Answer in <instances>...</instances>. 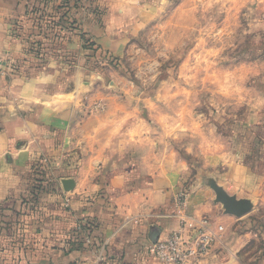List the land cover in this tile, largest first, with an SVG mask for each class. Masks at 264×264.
I'll list each match as a JSON object with an SVG mask.
<instances>
[{
  "label": "rangeland",
  "instance_id": "rangeland-1",
  "mask_svg": "<svg viewBox=\"0 0 264 264\" xmlns=\"http://www.w3.org/2000/svg\"><path fill=\"white\" fill-rule=\"evenodd\" d=\"M19 4L21 12L12 10L7 31L0 28V133L15 110L8 107V80L18 83L3 78L19 75L33 83L45 71L48 79L54 77L48 82L58 92L83 89L80 99L97 113L110 101L122 104L124 130L132 127L139 135L153 133L168 140L185 166V192L192 197L205 188L216 198L213 180L230 193L231 184L264 164V0ZM94 24L104 32L105 42H100ZM24 150L21 141H11L0 152V164L16 169L13 181H25L22 194L33 188L42 194L38 203L26 206L22 201L20 210L6 211L11 219L3 217L0 206V249L16 259L34 254L36 238L30 230L48 222L46 215L55 204L66 212L70 204L62 197L73 191L64 193L61 179L71 162L37 150L19 166ZM110 175L99 177L105 184ZM106 193L104 186L86 198ZM261 211L264 215V206ZM37 215L38 221H29ZM263 222L253 223L258 232L250 241L255 253H264ZM87 224L88 219L77 226L79 234Z\"/></svg>",
  "mask_w": 264,
  "mask_h": 264
},
{
  "label": "crops",
  "instance_id": "crops-1",
  "mask_svg": "<svg viewBox=\"0 0 264 264\" xmlns=\"http://www.w3.org/2000/svg\"><path fill=\"white\" fill-rule=\"evenodd\" d=\"M0 2V28L5 32L12 10H21L19 0ZM93 29L100 42H105L104 32L95 24ZM5 77L18 83L8 80V107L15 110L5 119V132L0 133L1 154L11 141H21L25 150L21 163L16 162L19 166L37 150L68 160L70 167L61 179L74 178L76 186L70 195L63 194L62 199L70 204L66 212L55 204L46 215L48 222L30 230L36 238L34 254L16 259L2 248L0 264H163L148 250L156 232L160 240L178 233L187 238L189 224L196 225L203 217L224 225L225 233L198 264H264V253H255L250 243L258 233L253 223L264 220V164L251 168L241 182L230 186L231 194L253 202V210L243 217L226 214L209 190L202 188L194 197L185 192V166L168 140L153 133L139 135L132 127L124 130L122 104L117 107V101H110L97 113L91 103L80 99L83 89L58 92L48 82L54 77L48 79L45 71L33 83L19 75ZM75 91L78 95L71 97ZM24 109L32 112L26 114ZM92 119L94 123L87 126ZM15 170L13 165L0 164V206L3 217L9 219L6 211L21 209L27 187L23 180L13 181ZM110 171L104 184L100 175ZM104 186L106 195L86 198ZM38 217H29V221ZM90 218L98 229L88 236L89 241H83L77 226Z\"/></svg>",
  "mask_w": 264,
  "mask_h": 264
},
{
  "label": "built area",
  "instance_id": "built-area-1",
  "mask_svg": "<svg viewBox=\"0 0 264 264\" xmlns=\"http://www.w3.org/2000/svg\"><path fill=\"white\" fill-rule=\"evenodd\" d=\"M189 229L187 238L174 234L151 243L148 250L163 264H198L225 233V226L215 225L209 217H203L196 225L190 223Z\"/></svg>",
  "mask_w": 264,
  "mask_h": 264
},
{
  "label": "water",
  "instance_id": "water-1",
  "mask_svg": "<svg viewBox=\"0 0 264 264\" xmlns=\"http://www.w3.org/2000/svg\"><path fill=\"white\" fill-rule=\"evenodd\" d=\"M62 185L65 191H72L75 186L74 178L62 179ZM210 187L214 190L216 203H221L224 207V212L235 217H243L253 210V202L249 198H239L237 195L230 194L222 185L213 180L210 182ZM159 231L156 232L153 239L154 243L159 239Z\"/></svg>",
  "mask_w": 264,
  "mask_h": 264
},
{
  "label": "trees",
  "instance_id": "trees-1",
  "mask_svg": "<svg viewBox=\"0 0 264 264\" xmlns=\"http://www.w3.org/2000/svg\"><path fill=\"white\" fill-rule=\"evenodd\" d=\"M54 188H56V186ZM33 189H30V191L27 192L28 194H25V196L23 195L24 197L22 196L24 198L23 204L26 206L32 203H38V201L41 199L42 194L35 192ZM84 228L85 231H83L81 234L83 241L86 240L87 236H94L95 230L98 229V224L96 221L88 219V224Z\"/></svg>",
  "mask_w": 264,
  "mask_h": 264
}]
</instances>
